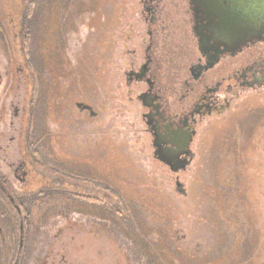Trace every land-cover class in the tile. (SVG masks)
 Wrapping results in <instances>:
<instances>
[{"label": "rangeland", "instance_id": "obj_1", "mask_svg": "<svg viewBox=\"0 0 264 264\" xmlns=\"http://www.w3.org/2000/svg\"><path fill=\"white\" fill-rule=\"evenodd\" d=\"M32 1L24 31L30 37L23 52L31 81L26 103L32 122L38 113L44 119L37 156L42 185L56 189H43L25 212L24 264H128L108 228L143 239L161 264H264L262 124L247 139L249 128H240L232 113L205 120L192 146L194 162L176 174L154 159L140 106L129 101L122 76L147 34L141 12L156 1ZM187 6L173 0L170 12L196 54L197 39L184 24ZM26 7L27 0H0V52L15 59L24 48ZM51 55L72 76L57 79L58 105L70 102L56 124L50 77L35 78L44 65L56 66ZM75 100L97 117L72 109ZM256 111L250 104L249 116ZM73 211L85 216L78 224L59 217Z\"/></svg>", "mask_w": 264, "mask_h": 264}, {"label": "flooded vegetation", "instance_id": "obj_2", "mask_svg": "<svg viewBox=\"0 0 264 264\" xmlns=\"http://www.w3.org/2000/svg\"><path fill=\"white\" fill-rule=\"evenodd\" d=\"M152 1L157 5L141 12L147 34L140 48L129 55L122 78L129 101L140 106L139 115L154 159L176 174H185L195 160L192 146L205 120L232 113L234 119L240 117V128H249L247 139L255 126L262 124L264 130V33L239 44L218 41L209 34L214 26L209 28L207 16L195 11V0H187L184 24L197 39L195 54L184 32L178 34L174 27L176 20L170 12L173 0ZM2 29L0 33H4ZM17 52L19 59L0 52V264H24L28 231L25 212L43 189H56L54 184L42 185L37 169L44 119L38 113L32 122L30 102L26 103V87L31 83L25 67L28 62L24 48ZM51 59L52 67L55 63L61 67L47 70L44 65L35 78L50 77L56 124V115L68 109L70 102L66 99L64 105H58L57 79L72 76L70 71L61 70L64 62L54 55ZM236 101L242 104L241 109ZM250 104L257 108L252 116ZM71 105L81 115L97 117L82 100ZM179 185L184 192L183 185ZM15 194L21 198L17 200ZM31 195L35 197L28 198Z\"/></svg>", "mask_w": 264, "mask_h": 264}, {"label": "water", "instance_id": "obj_3", "mask_svg": "<svg viewBox=\"0 0 264 264\" xmlns=\"http://www.w3.org/2000/svg\"><path fill=\"white\" fill-rule=\"evenodd\" d=\"M197 14L207 16L209 34L239 44L264 33V0H195ZM219 52V51H218ZM181 186L178 184V190Z\"/></svg>", "mask_w": 264, "mask_h": 264}, {"label": "trees", "instance_id": "obj_4", "mask_svg": "<svg viewBox=\"0 0 264 264\" xmlns=\"http://www.w3.org/2000/svg\"><path fill=\"white\" fill-rule=\"evenodd\" d=\"M33 1L32 0H27V7H26V13L23 15L24 16V29H23V33H22V37H23V43L24 44V51L25 53L28 51V45H29V33H25V25L26 23L30 24V21H28L32 15V4ZM28 31V30H27ZM27 54V53H26ZM83 215L80 212H70L69 214L65 215V214H60L59 217L62 220H65L66 222H70L73 225L75 223L78 224V222H80L85 216H81ZM58 217V216H57ZM56 217V218H57ZM58 217V218H59ZM76 224V225H77ZM60 227V225H56V228ZM107 231L110 233L111 237H113L115 243L117 244L118 247L122 248V251L124 253V255L126 256V258H128V264H161V262H158L157 257L154 256V254L151 252L150 247L147 246V244L144 242L143 239L141 238H126V237H120V235H117L116 231H114L113 228H108ZM109 235V236H110ZM168 237V235H165L164 237H162L163 239ZM172 244V238H170ZM153 241V240H152ZM156 242V241H154Z\"/></svg>", "mask_w": 264, "mask_h": 264}]
</instances>
